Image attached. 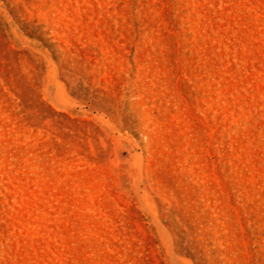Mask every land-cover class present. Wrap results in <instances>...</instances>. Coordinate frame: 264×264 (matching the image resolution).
<instances>
[{"label":"rangeland","instance_id":"rangeland-1","mask_svg":"<svg viewBox=\"0 0 264 264\" xmlns=\"http://www.w3.org/2000/svg\"><path fill=\"white\" fill-rule=\"evenodd\" d=\"M0 264H264V0H0Z\"/></svg>","mask_w":264,"mask_h":264}]
</instances>
